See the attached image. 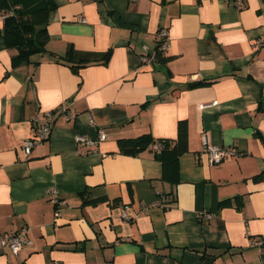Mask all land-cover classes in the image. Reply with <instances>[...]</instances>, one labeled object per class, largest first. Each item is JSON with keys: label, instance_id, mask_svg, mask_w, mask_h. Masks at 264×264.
I'll list each match as a JSON object with an SVG mask.
<instances>
[{"label": "crops", "instance_id": "0c3cea01", "mask_svg": "<svg viewBox=\"0 0 264 264\" xmlns=\"http://www.w3.org/2000/svg\"><path fill=\"white\" fill-rule=\"evenodd\" d=\"M53 1L46 50L16 64L0 13V264H264V243L250 244L264 239V0ZM161 27L167 59L144 61ZM71 46L111 55L76 69ZM49 110L51 133L28 153L32 117ZM181 127L165 175L153 142ZM203 132L237 154L211 163ZM143 134L126 151L121 139ZM24 226L30 246L1 245Z\"/></svg>", "mask_w": 264, "mask_h": 264}, {"label": "trees", "instance_id": "16d2710c", "mask_svg": "<svg viewBox=\"0 0 264 264\" xmlns=\"http://www.w3.org/2000/svg\"><path fill=\"white\" fill-rule=\"evenodd\" d=\"M55 7L53 0H0V13L5 14L3 34L7 44L18 49L13 58L14 64L29 59L36 52L46 50V42L49 34L47 24L51 18V12ZM155 51V50H154ZM111 55V49L105 52L80 51L73 46L68 50L65 58L76 69L90 62H107ZM164 53L157 52L155 60H166ZM209 81L201 80L190 82V85H201ZM186 131L181 127L176 139H157L153 143L162 145L156 149L155 157L163 163L164 174L177 166L179 154L184 150L182 141ZM150 135L143 134L134 138L121 139L127 146L126 151L136 153L150 141ZM149 144V143H148Z\"/></svg>", "mask_w": 264, "mask_h": 264}, {"label": "built area", "instance_id": "2783aa9c", "mask_svg": "<svg viewBox=\"0 0 264 264\" xmlns=\"http://www.w3.org/2000/svg\"><path fill=\"white\" fill-rule=\"evenodd\" d=\"M232 1L236 7H243L244 0H228ZM3 17L5 14H1ZM83 21L85 18H81ZM157 38V45L155 51L152 53H146L143 55L144 61H150L156 59V53L162 52L164 53L169 45H170V36L169 31L165 27H161L157 30L156 33ZM260 44V43H259ZM61 112L64 114V117L66 119H72L76 116V111L72 110L69 105H65L60 108ZM54 111L49 110L45 111L43 113H37L32 117V122L34 126V132L32 136L25 139L23 142V147L25 150L29 153L31 149L39 144H42L44 141L47 140L51 133V129L54 124ZM106 137V134L103 131H100L98 134V137H90L87 135L79 134L77 135V141L78 142H84L88 145H95L98 143L99 140L104 139ZM156 149H160L162 145L159 143H156L155 145ZM205 153L207 156V159L214 164H219L223 160H225L228 156H233L237 154V150L235 147L230 145H224V144H216L209 140L208 135L203 132L202 133V147L200 150V154ZM51 192L53 194V200L55 202L59 201L58 198V191L56 189H51ZM128 204L123 205L122 209V216L125 219H132V215L127 211ZM204 213V212H203ZM207 216H211L210 213H206ZM33 243V238L30 235V227L24 226L20 228L19 230L15 232H9L6 233L1 238V245L8 247L12 252L18 253L21 251L24 247L30 246ZM264 243V239L261 235H256L254 237H251L250 244L251 245H257L260 246ZM53 264H62L61 261H55ZM104 264H115L113 262H107Z\"/></svg>", "mask_w": 264, "mask_h": 264}, {"label": "water", "instance_id": "95a60500", "mask_svg": "<svg viewBox=\"0 0 264 264\" xmlns=\"http://www.w3.org/2000/svg\"><path fill=\"white\" fill-rule=\"evenodd\" d=\"M152 52H153V50L150 49V50H149V53H152Z\"/></svg>", "mask_w": 264, "mask_h": 264}]
</instances>
